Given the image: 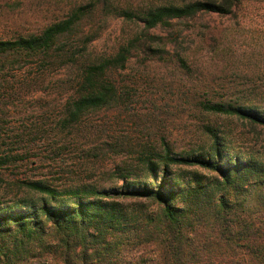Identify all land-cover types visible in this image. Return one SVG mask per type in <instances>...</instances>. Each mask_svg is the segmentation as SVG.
Wrapping results in <instances>:
<instances>
[{
    "label": "trees",
    "instance_id": "16d2710c",
    "mask_svg": "<svg viewBox=\"0 0 264 264\" xmlns=\"http://www.w3.org/2000/svg\"><path fill=\"white\" fill-rule=\"evenodd\" d=\"M240 1L158 0L143 9L117 0H88L40 33L0 39V75L9 67L63 57L79 77L66 122L80 124L124 106L125 86L118 75L132 59L189 69L185 59L160 48L157 41L166 46L167 39L149 35L150 30L173 28L174 21L200 13L229 15ZM111 14L140 23L143 32L116 53L83 54L77 60L68 43ZM200 106L208 114L264 127V113L210 101ZM207 132L213 144L204 154L175 157L166 146L156 156H140L150 176L132 182L131 170H123L128 177L121 173L125 185L119 189L60 191L45 182L17 181L20 190L38 200L21 199L0 210V264H264V162L230 154L217 131ZM10 158L0 156V169ZM179 164L204 176L185 178L174 172Z\"/></svg>",
    "mask_w": 264,
    "mask_h": 264
},
{
    "label": "rangeland",
    "instance_id": "374dc122",
    "mask_svg": "<svg viewBox=\"0 0 264 264\" xmlns=\"http://www.w3.org/2000/svg\"><path fill=\"white\" fill-rule=\"evenodd\" d=\"M117 1L144 9L158 0ZM86 2L0 0V39L40 33ZM174 24L149 35L167 39L166 46L157 41L158 46L185 59L189 69L132 59L118 75L125 86L124 106L80 124L66 122V106L79 77L76 66L63 57L9 67L0 75V156H11L0 169L5 180L0 183V210L21 199L38 200L16 186L19 180L45 182L60 191L112 190L125 185L121 173L128 177L123 170H131L132 182L145 181L150 169L140 156H156L166 146L175 157L204 154L213 144L209 128L223 137L230 154L264 162V127L208 114L200 106L210 101L264 113V0H242L229 15L200 13ZM142 32L140 23L111 14L88 26L68 49L77 60L83 54H113ZM173 169L185 178L204 176L194 167L179 164Z\"/></svg>",
    "mask_w": 264,
    "mask_h": 264
}]
</instances>
